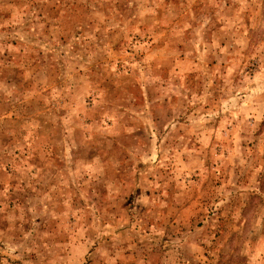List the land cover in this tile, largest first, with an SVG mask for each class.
<instances>
[{"label": "rangeland", "instance_id": "obj_1", "mask_svg": "<svg viewBox=\"0 0 264 264\" xmlns=\"http://www.w3.org/2000/svg\"><path fill=\"white\" fill-rule=\"evenodd\" d=\"M0 264H264V0H0Z\"/></svg>", "mask_w": 264, "mask_h": 264}]
</instances>
